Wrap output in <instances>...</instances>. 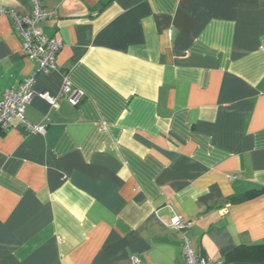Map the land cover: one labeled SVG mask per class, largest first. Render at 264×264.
Masks as SVG:
<instances>
[{"label": "crops", "instance_id": "crops-1", "mask_svg": "<svg viewBox=\"0 0 264 264\" xmlns=\"http://www.w3.org/2000/svg\"><path fill=\"white\" fill-rule=\"evenodd\" d=\"M42 1L63 47L25 113L47 131H0V264H182L183 235L264 264V0ZM35 68L1 14L0 91Z\"/></svg>", "mask_w": 264, "mask_h": 264}, {"label": "built area", "instance_id": "built-area-1", "mask_svg": "<svg viewBox=\"0 0 264 264\" xmlns=\"http://www.w3.org/2000/svg\"><path fill=\"white\" fill-rule=\"evenodd\" d=\"M32 11L29 14L22 15L16 10L0 5V15H8L14 24L15 31L21 39L22 52L36 63L34 73L26 77L16 88L0 91V131H7L18 121L29 134H43L47 131V123L34 124L26 116L27 105L34 96V85L39 73L50 74L58 70L56 59L63 47V42L55 37H50L41 28L40 24L52 16L42 0H31ZM72 88V82L68 76H64L61 91L57 95L42 93L52 108L59 106V99L69 94ZM84 93L78 90L71 97L70 103L79 105L83 99ZM191 223L182 217L172 218L170 227L185 231L189 229ZM184 262L182 264H222L212 258L204 257L194 250L191 241L187 235H183ZM134 264H141L139 257L133 258Z\"/></svg>", "mask_w": 264, "mask_h": 264}, {"label": "trees", "instance_id": "trees-1", "mask_svg": "<svg viewBox=\"0 0 264 264\" xmlns=\"http://www.w3.org/2000/svg\"><path fill=\"white\" fill-rule=\"evenodd\" d=\"M252 195V192H247L245 194H243L241 197H237L235 198V200H241V199H245L247 197H250ZM249 253H252L254 255L260 256L262 259H264V246L263 245H253L249 247ZM259 257V258H260Z\"/></svg>", "mask_w": 264, "mask_h": 264}]
</instances>
